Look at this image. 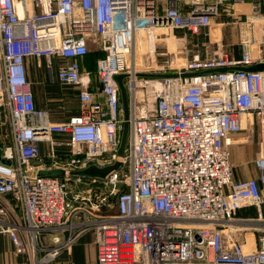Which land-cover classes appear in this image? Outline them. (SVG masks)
Here are the masks:
<instances>
[{
  "label": "built area",
  "instance_id": "1",
  "mask_svg": "<svg viewBox=\"0 0 264 264\" xmlns=\"http://www.w3.org/2000/svg\"><path fill=\"white\" fill-rule=\"evenodd\" d=\"M262 1L251 0V15L264 24ZM246 3L0 0V127L9 126L4 138L14 143L3 149L9 164L0 162V196L12 195L24 211L21 223L2 231L19 254L32 250L37 264H75L72 246L91 233L98 264H264V151L256 177L235 179L231 159L232 139L247 127L258 126L264 146V70H246L264 64V55L243 42L240 59L198 51L169 69L142 73L137 66L140 39L153 55L165 32L212 28L223 5L237 11ZM92 48L102 56L94 72L83 71L80 61ZM31 61L48 83L78 89V114L50 122L36 106ZM200 72L209 73L183 76ZM118 75H126L130 110L122 166L107 179L69 175L118 160ZM55 169L66 175H38ZM117 186L112 205L110 188ZM250 209L254 215L242 214Z\"/></svg>",
  "mask_w": 264,
  "mask_h": 264
},
{
  "label": "crops",
  "instance_id": "2",
  "mask_svg": "<svg viewBox=\"0 0 264 264\" xmlns=\"http://www.w3.org/2000/svg\"><path fill=\"white\" fill-rule=\"evenodd\" d=\"M248 3H251V0H247V4L238 7V9L240 10L246 8ZM229 8L230 6L228 4L223 5L220 8L219 17H222V19L225 20L229 19V17L232 16L231 10ZM217 17H215L214 20H216ZM217 19L219 20V18ZM216 27H218L216 31L220 33L225 31L224 30L225 28L221 29L222 27H219L218 25H216ZM251 41L253 42L252 45L253 55H261V54L264 55V45L262 44L260 38L256 37L253 38V40L251 39ZM203 42H207V41H202L201 43ZM204 44H201L200 49L198 50L199 53L202 55V57L205 55V52L203 50V47L205 46ZM232 44L234 45L235 41H233ZM242 54H243V50L242 51L240 50L237 54L232 53V55L230 56L235 59H240L242 57ZM99 57H100V52L97 49L92 48L91 53L80 61L83 71H89L86 68L88 62L96 61ZM63 62L70 63L69 60ZM34 64L35 62L31 61L29 67V77L32 82V91L35 96L36 106L40 109H44L48 111L51 123L67 122L70 119V117L78 114L80 111V105L78 102V89L66 85H62L59 83H55V84L48 83L45 74L46 71L44 69H38ZM95 79L96 77L94 78V80ZM96 83H97V79H96ZM1 121L2 119L0 118V125H1ZM3 128L0 127L1 157L3 153V149H5V147L14 146V143L11 138H4V134L9 132V126L6 125ZM246 131L249 132V133L247 132L249 134V137L251 135H253L254 137L257 136V140H259L258 143H260V154L258 155V157L256 156L255 158L254 156L255 151L253 150L254 151L253 154H250L249 150L247 149L249 155L248 156L249 164L245 166L246 170L244 169V171H239L238 170L239 165L237 164L233 165V176L237 180L246 179L248 177H256L257 171L255 168V160L259 158L261 153L264 151V146L260 141V137L258 138L257 133L253 134L254 129H252L251 127H247ZM244 135L246 134H240L238 136H235L233 139V143L237 145L238 144L243 145L244 143L248 144L249 137L246 138ZM56 139L60 140L61 137H56ZM41 148H42L43 156L45 158L44 161L48 163L49 151L47 149V145H41ZM58 152L63 158H66V156L68 155V149L63 147L59 148ZM236 153L238 154L237 149H235V155H233L234 162L236 160ZM245 212L247 214H253V215L255 214V211L253 209L244 211L242 212V214ZM23 218H24V211L22 204L19 201L14 199L12 195L0 196V264H37L36 256L32 250H28L24 254L23 253L19 254L16 250V247L12 241L10 234L2 231L4 229L15 227L16 225H18L23 221ZM18 236L24 238V233L19 230ZM248 238L252 240L250 236H248ZM64 258H67V256H64ZM68 258L71 259L75 264H98L94 236L91 233L83 236L78 243L72 246Z\"/></svg>",
  "mask_w": 264,
  "mask_h": 264
},
{
  "label": "rangeland",
  "instance_id": "3",
  "mask_svg": "<svg viewBox=\"0 0 264 264\" xmlns=\"http://www.w3.org/2000/svg\"><path fill=\"white\" fill-rule=\"evenodd\" d=\"M247 4V3H246ZM252 5L248 3L247 7L244 9H238L237 11L231 10V15L229 19L225 20L222 17H217L214 20V27L203 29L198 33H191L189 31L184 30H175V31H167L162 34L160 41L157 42L156 47L157 51L151 55L149 53L148 44L143 39V52L141 53L139 60L137 62L138 69L142 73H150L153 68L166 66V69L170 67H176L177 65H183L186 62V59H190V55L195 54L196 51L200 49V45L204 44L203 50L206 54L210 56H217L219 53L223 52L228 55H232V53H238L240 50L248 49L245 47L244 43H249L248 46H251L253 42V38H261L264 35V24L261 22L262 18L256 17V19H252ZM261 12L264 15V0L261 3ZM221 18V19H220ZM224 20V22H223ZM262 24H261V23ZM222 27L224 29L223 32H218L216 27ZM158 34V33H157ZM258 40V39H257ZM202 41H207L203 42ZM233 41L235 44L233 45ZM158 53V54H157ZM102 54H100L101 56ZM141 58V60H140ZM155 59V60H154ZM156 61V63H154ZM96 61H90L86 65V68L89 71H95ZM254 129V133L258 134V138L260 137L258 126L251 127ZM243 131L242 134L246 138L249 137V132ZM234 139V138H233ZM231 143V159L232 164H237L239 171H244L245 166L249 164L248 160V152L253 154L256 158L260 154V143L257 140V136L251 135L249 137L248 144H235ZM236 146V147H235ZM235 149H237L238 154L236 153V160L234 162ZM254 150V151H253ZM254 158V157H253ZM246 170V169H245ZM241 174V173H240ZM243 176V175H241ZM122 189V186H117L110 188L111 196L108 201L114 205L117 194Z\"/></svg>",
  "mask_w": 264,
  "mask_h": 264
},
{
  "label": "water",
  "instance_id": "4",
  "mask_svg": "<svg viewBox=\"0 0 264 264\" xmlns=\"http://www.w3.org/2000/svg\"><path fill=\"white\" fill-rule=\"evenodd\" d=\"M246 70L248 71L264 70V64H257L250 68H247ZM207 73L209 72L185 74L183 76L192 77V76L203 75ZM142 76L149 77V78H165V77H176L177 75L176 74H143ZM125 77L126 75H118L115 77L120 87L121 102H122V108L124 112L123 132L121 135L120 148L117 154L118 160L113 165H110L104 168H99L93 165V166L88 167L87 169H83V170L76 171V172H70L69 175L79 176L82 178L107 179L113 173L117 172L122 166V159L125 156V150H126L127 140L129 136V116H130L129 100H128V95H127V90L124 85ZM0 162L4 164H9V162L2 159L1 156H0ZM38 175L39 176L63 177L64 175H66V172L61 169H55V170L40 171Z\"/></svg>",
  "mask_w": 264,
  "mask_h": 264
},
{
  "label": "bare ground",
  "instance_id": "5",
  "mask_svg": "<svg viewBox=\"0 0 264 264\" xmlns=\"http://www.w3.org/2000/svg\"><path fill=\"white\" fill-rule=\"evenodd\" d=\"M156 33V32H154ZM149 38H150V47H151V50L153 51V48H154V45H153V42H155V34L152 36V35H149ZM141 39L139 40V45L137 46V54L138 56L140 57L141 53L143 52V47H139L140 46V43H141ZM139 60V59H138Z\"/></svg>",
  "mask_w": 264,
  "mask_h": 264
},
{
  "label": "trees",
  "instance_id": "6",
  "mask_svg": "<svg viewBox=\"0 0 264 264\" xmlns=\"http://www.w3.org/2000/svg\"><path fill=\"white\" fill-rule=\"evenodd\" d=\"M100 54H101V53H100ZM101 56H102V55H101ZM101 56H100V57H101ZM94 85H95V87L97 86L96 79L94 80Z\"/></svg>",
  "mask_w": 264,
  "mask_h": 264
}]
</instances>
